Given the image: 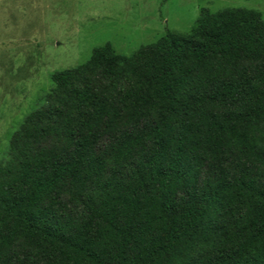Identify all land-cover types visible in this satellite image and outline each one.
I'll return each instance as SVG.
<instances>
[{
	"label": "trees",
	"instance_id": "trees-1",
	"mask_svg": "<svg viewBox=\"0 0 264 264\" xmlns=\"http://www.w3.org/2000/svg\"><path fill=\"white\" fill-rule=\"evenodd\" d=\"M50 79L0 162V264H264L259 10Z\"/></svg>",
	"mask_w": 264,
	"mask_h": 264
},
{
	"label": "rangeland",
	"instance_id": "rangeland-1",
	"mask_svg": "<svg viewBox=\"0 0 264 264\" xmlns=\"http://www.w3.org/2000/svg\"><path fill=\"white\" fill-rule=\"evenodd\" d=\"M202 7L254 8L264 0H0V162L9 138L41 106L53 72L110 43L131 55L166 30H190Z\"/></svg>",
	"mask_w": 264,
	"mask_h": 264
}]
</instances>
